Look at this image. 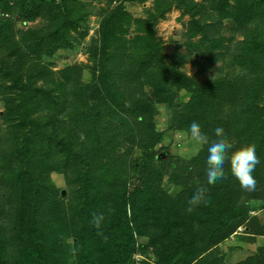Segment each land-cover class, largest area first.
I'll list each match as a JSON object with an SVG mask.
<instances>
[{
    "label": "trees",
    "instance_id": "1",
    "mask_svg": "<svg viewBox=\"0 0 264 264\" xmlns=\"http://www.w3.org/2000/svg\"><path fill=\"white\" fill-rule=\"evenodd\" d=\"M145 1L110 0L108 9L100 10L99 29L87 47L91 80L81 81L80 66L65 68L62 93L56 95L58 90L35 86L25 62L44 64L43 55L51 59L80 44L90 4L0 0V181L8 186L10 202L0 203V264L220 263L221 245L247 218L244 191L227 166V178L209 186L210 202L188 213L197 183L185 176L175 180L173 173L165 180L157 165H170L165 134L189 138L193 121L210 140L222 127L237 148L254 144L258 166L263 165L264 0L155 1L152 19L173 8L190 15L191 52L177 64L194 52L202 53L203 60L194 61L201 73L222 61L219 74L205 83L168 64L147 23L128 11ZM36 6L39 11L29 19L35 25L17 28L19 13ZM48 65L42 71L50 73ZM71 79L76 84L70 85ZM189 91V102H176ZM161 105L173 107L164 131L157 121ZM207 154L204 146L192 161L205 167ZM64 167L78 169L71 185ZM261 169L255 193L264 199ZM55 172L70 185L64 198L51 178ZM199 179L205 180L204 173ZM173 184L180 188L170 193ZM212 193H222L221 207ZM237 210L241 222L228 221ZM93 213L105 216L99 230L90 223Z\"/></svg>",
    "mask_w": 264,
    "mask_h": 264
},
{
    "label": "rangeland",
    "instance_id": "2",
    "mask_svg": "<svg viewBox=\"0 0 264 264\" xmlns=\"http://www.w3.org/2000/svg\"><path fill=\"white\" fill-rule=\"evenodd\" d=\"M84 3H89V9L91 8V14L86 20V24L88 25V31L84 34V37L81 40V43H76L70 49L58 50L51 59H47L45 55H43L40 59H42L44 64H37L32 66L30 61L25 62V70L31 69L35 74L37 88L48 89L53 88L56 95H61V82L65 81V78L60 74V71L72 67V66H80L83 68L81 72V81L87 83L92 78L91 65L92 61L90 60V53L88 43L92 42L93 36L97 34V31L101 22V9H108L110 5V0H81ZM156 0H147L143 3L131 4L128 6V11L133 14L136 18H141L145 21L150 28L152 34L155 39H157L162 46L163 53L167 56L168 64L172 66H176L181 72L184 71L187 73L189 77H195L199 83H205V81L211 80L217 74H219V68L223 65L222 61H218L217 63H213L212 67L208 71L200 72L199 67L196 65L194 61L203 60L202 53L194 52L187 62L179 65L180 55L188 54L190 51V46H187L188 36H189V22L190 15L183 13V10L178 8H173L170 12L166 13L164 18L152 19L151 13L157 12L156 9ZM194 2L203 3V0H194ZM114 4V3H113ZM40 7L35 9L29 8L28 10L21 11L19 13L18 18H15L16 27L17 28H28L34 24V21L29 20L33 15H36L37 11H39ZM135 29L132 27L129 29V32H133ZM84 31V29H82ZM233 34L232 30H230V25H227V28L224 31V36L227 38L231 37ZM98 36V35H97ZM82 37V36H81ZM240 36H237V39ZM242 39V37H241ZM195 41H198V38H195ZM227 44V41H225ZM191 52V51H190ZM39 59V60H40ZM45 59V61H44ZM52 65H48L51 64ZM48 65L50 68V73L44 72L43 67ZM87 65V66H86ZM227 69V68H225ZM119 70V68H118ZM124 70V68H123ZM62 76V77H61ZM61 78L60 82L59 79ZM1 82V80H0ZM76 84L74 79L70 80V85ZM144 91L148 94V96H154L153 91L146 86ZM41 92L40 94H42ZM192 92H185L181 97H179L176 102L179 103H187L191 100ZM175 102V103H176ZM3 104L0 101V110H3ZM173 107L169 106H160V112L157 117L158 128L160 131H164L167 129L169 121L172 118ZM165 146L167 150L172 154L171 161L169 162V166L157 165L160 167V171L164 173V179L167 180L170 176L169 173L175 174L173 177L175 180H179L182 176L188 177L189 183H197V181L205 182L203 179H199V176L204 173V166L199 164H195L192 161L193 158L198 156L203 148L196 145L191 138L187 137L186 134L174 133V134H165ZM159 160L163 159L162 157H158ZM165 159V158H164ZM167 163V165L169 164ZM171 163H176L178 172H174V167ZM264 165V161L262 162ZM258 166L257 168H264V166ZM227 166V165H226ZM228 167V166H227ZM67 169L64 167L62 172ZM164 169V170H161ZM253 172L255 179L257 180V185L259 184V179L256 177V170ZM67 173H64L68 178H71L70 185L72 181L77 178L76 174L78 169H67ZM167 171V172H166ZM264 173V170L261 169ZM51 178L57 186L62 189V197H66L70 185L66 180V176L63 173H52ZM53 176V177H52ZM167 182V181H165ZM216 185V184H215ZM211 186V185H209ZM208 186V187H209ZM180 188L179 184L171 185L168 188L170 193L177 192ZM31 190L30 187L27 188ZM244 191V190H243ZM8 186L6 183L0 181V203L5 206L9 204L8 198ZM216 199L215 203L217 207H221V197L222 193H212ZM244 199H247L245 204H243L246 208L247 215L242 224L237 227L238 233L234 234L232 237L225 241L221 245V249L223 254L219 255L221 258L220 263L213 264H264V252L263 243H264V199L256 196L255 192H245L242 195V202L244 203ZM241 210H237L233 212L228 218V221L232 220L234 217V222H241ZM0 216V224L1 222ZM248 228V230H246ZM250 231V232H249ZM213 260V259H211Z\"/></svg>",
    "mask_w": 264,
    "mask_h": 264
},
{
    "label": "clouds",
    "instance_id": "3",
    "mask_svg": "<svg viewBox=\"0 0 264 264\" xmlns=\"http://www.w3.org/2000/svg\"><path fill=\"white\" fill-rule=\"evenodd\" d=\"M187 131L191 140L196 145L201 148L207 146L208 154L204 169L205 182L197 181L195 190L187 200L186 212L192 213L201 205L210 202L208 186L215 185L218 181L227 178L226 165L232 176L239 181L241 189L245 192L256 191L257 180L253 172L261 161L256 153L254 144H243L237 148L234 143L225 136L222 127L214 129L216 139L210 140L202 130L200 124L196 121L190 124ZM104 220L105 216L103 213H93L90 223L99 230L102 228Z\"/></svg>",
    "mask_w": 264,
    "mask_h": 264
}]
</instances>
